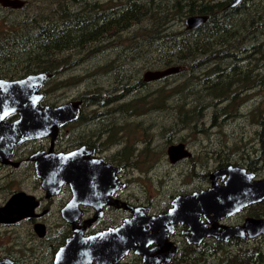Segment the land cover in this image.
Masks as SVG:
<instances>
[{
    "label": "rangeland",
    "instance_id": "1",
    "mask_svg": "<svg viewBox=\"0 0 264 264\" xmlns=\"http://www.w3.org/2000/svg\"><path fill=\"white\" fill-rule=\"evenodd\" d=\"M24 1L21 8L0 9L6 22L18 15L24 25L38 23L55 7L54 0ZM129 1L130 4L127 0H67V6L69 3L77 10L82 5L83 9L101 6L100 19L103 21L92 26L88 23L97 16L89 17L87 21L79 22L83 31L78 24L70 23L66 41L55 45L40 40L35 41L37 45L27 44L32 41L30 39L15 44L10 55L4 56L6 59L0 58V75L22 57L25 61L20 66L1 76L18 77L29 65L36 68L34 71L50 70L53 77L45 83L44 91L50 84L64 86L45 94V103L79 100L81 95L93 89L111 96L101 103L102 106L89 104V99L82 100V118L67 125L68 134L65 129L61 130L56 147H72L87 138H95L96 133L99 141H105L111 135L108 133L115 134L119 130L117 144L106 151L110 155V151L127 142L132 146H125L129 166L123 178L128 179V184L122 193L130 200L149 205L151 211L168 207L177 193L208 187V173L222 165L242 166L249 160L258 165L255 174L264 178V128L259 122L264 119V0H239L224 11L220 4L224 1L231 3V0ZM165 9L174 12L169 20ZM192 15H206V18L188 28L186 19ZM153 25L196 34L194 40L198 52L189 53L187 44L170 42L158 46L144 42L131 50L142 41L145 29ZM23 45L24 51L19 52ZM218 51L229 52L234 61L238 58L236 69L228 77H223L232 93L231 99L226 88L221 97L214 95V98L212 90L224 85L221 77L206 75L209 69L226 68L232 63L230 56H217ZM91 54H95L94 62L88 63ZM93 64L95 68L105 65L108 69L97 74L95 80L77 81L84 68L86 73ZM69 65L72 67L66 72ZM171 65H177L179 69L155 78H144L147 70ZM95 114L105 120L96 124L84 120ZM40 142L47 144L48 140H37L35 144ZM179 142L186 144L190 154L172 161L167 147ZM118 160L121 161L120 156ZM19 171L13 169L9 177L2 180L3 185H8L0 187V204L2 194L9 186L19 185L41 194L39 184L33 181L34 173L29 172L28 176L25 174L26 179L20 180ZM57 206L58 199L53 208ZM254 209L258 206L232 217L226 216L223 221L233 223ZM113 213L118 218L122 210L109 209L106 219ZM45 222L50 229L65 226L58 213L49 215ZM2 229L0 225V233ZM10 231L14 234L15 252L25 250V260L18 264H29L35 253L41 259L47 257L45 251L41 254L36 251L41 245L46 247V238L31 236L27 221L10 226ZM174 239L181 248L184 246L183 236L175 234ZM212 240L211 237L205 239L207 244ZM223 245L222 249L216 250L218 246L213 244L208 247L210 249L203 248L202 253L199 248L193 253H181L180 250L172 264H264V234L230 240ZM244 250L247 251L243 257L241 252Z\"/></svg>",
    "mask_w": 264,
    "mask_h": 264
},
{
    "label": "flooded vegetation",
    "instance_id": "2",
    "mask_svg": "<svg viewBox=\"0 0 264 264\" xmlns=\"http://www.w3.org/2000/svg\"><path fill=\"white\" fill-rule=\"evenodd\" d=\"M19 1L20 6H16L17 4L13 6L4 5L1 3L0 9L6 7H8L9 9L21 8L25 5V1ZM54 2L55 7L50 9V15L46 19L39 21L38 23H29L28 25H24V21L18 19V15H14L12 19H9V22H6L5 15L3 16L0 14V42L8 44H19L22 41L21 39L23 35H25L24 39H29V37H41L42 30L44 29L45 35L47 37V42H52L55 45L56 42H61L63 40L66 41V36L69 33L68 26L70 23L78 24L83 31V26L79 22H85L89 17L95 15L97 16V18L94 20H90L88 24H92V26H94L96 23L103 21L100 19L102 7L99 5H94V7L89 9L81 8L83 7L82 5L81 7H79L80 9L77 10V8L71 7L69 3L67 6V0H54ZM228 5L230 4L228 3ZM22 29L25 30L23 33H21ZM59 36L60 38L58 39ZM82 40H84V38H82ZM19 52H21V50ZM10 53L11 52H0V58L6 59V57L4 56L10 55ZM94 56L95 54H91L88 57V63L94 62ZM83 60L84 59H82V61ZM24 61L25 60H23L22 57L18 61H14L7 67L5 71H3L1 75L17 68ZM74 63L75 62H73L72 64ZM76 65H79V63ZM84 65H81L82 68H84ZM34 70L29 65L26 67L24 74H19L20 76L18 77L8 78L0 75V78H4L7 80L18 79L30 73L38 72ZM68 71L70 70H67L66 72ZM92 71L98 74L102 73V69H100V66H98L97 69L95 68L94 70L93 68H90L86 73H90ZM231 71L232 70H230L229 72ZM48 73L49 76L42 82L41 86L38 89V91L42 93L41 97L38 100V103L41 106L49 104H60L64 102L45 103L43 101L45 94L49 93L52 90H58L62 86H64L50 84L49 88L44 91L45 83L53 77L50 70L48 71ZM86 73L84 68L82 74L85 75ZM88 79L95 80L92 79L91 76ZM84 99L87 100L85 95H81V97L79 98L80 102L78 103L77 117L74 119L66 120L64 123L60 124L57 129L56 136L53 139L50 134L23 139L13 147L9 156L4 160L6 162L1 160L0 158V187H6L8 185H3L2 180L8 178L13 169L19 171V169L24 167L26 169L24 171H19L18 173L19 179L24 180L26 179V175H29V172L34 173L35 178L33 181L34 183L39 184L41 191V194L38 195L27 188L17 185L9 186L7 190L3 192L4 194H2L3 197L0 206L6 205L10 197L16 193H21L20 200H24V202L23 204L17 205L15 207L16 210H14L12 213L7 214L5 212L3 216H9L6 219L0 220V225H2L3 227L2 233H0V264H18L20 261L25 260V250L19 249L15 252L14 246L12 244L14 241V234L10 233V226L18 225L22 221L28 222V232L31 236L36 235L39 238H46L47 241L45 248L43 247V245H41V248L36 249V251H40V254L45 251L47 257L45 259H41L40 255L35 253L32 255L33 257L32 260L29 261V264H172L174 263L173 260L176 258V256L180 254V250L181 253H184L186 251L193 253L197 248H199V252L202 253L205 251L203 248L207 247L206 249H210L208 247L213 244H216L218 246L215 247V249L218 250L222 249L224 247L223 244H226V242L230 240L238 241L244 238L248 239L250 237H256L258 235L264 234L258 233L255 235H247L248 231H246V235H231L224 239L216 238L213 235H205L198 242H195L189 240V237L192 234V228L189 227L188 223L178 222L174 224L173 230L167 236L168 240L172 242L174 241L177 244L175 245L176 251L171 255L168 261H165V257H160V254L163 253L161 249L165 247L164 244L160 243V241L155 240L145 242V238L149 239L150 233L154 232V230L149 229V223H144L142 225L141 222H135L134 219L136 218V216L156 215L159 212L166 210L170 205L164 209L154 212L150 210L149 205L138 202L136 200H130L124 196L122 192L123 188H125L128 184V182L126 181L128 179L126 177L123 178V175L129 166V161L125 157V146H131V144L128 142L125 143V145H123L121 148L114 150L113 152L110 151V155L106 151L113 145L117 144V133L119 130H117L115 134L111 132L108 133V135H111L107 137L105 141H99L100 137L96 133L95 138H87L83 142L72 147L62 149L56 147V143L58 142L61 130L65 129L66 133L68 134L69 128L67 125L82 118L83 107L81 103ZM18 116V112L13 111L8 113L3 120L6 122H12ZM84 120H87L88 124H96L99 121H104L89 119ZM113 122L115 123L114 120ZM121 127H123V125ZM43 139L48 140V143L43 144L42 142H40L39 144H35L37 140ZM81 146L85 147V149L83 154L81 155L82 159L80 160V166L76 171H74V173L73 170L70 172V174L74 176L73 182H77L79 184L78 191L80 194V200L78 199L79 204H76V208H73L72 206H68V203L73 198L75 191L73 185L69 180H62L65 176L63 167L60 166L59 168L54 169L52 163H48L47 165L44 162L37 160L35 154L39 152L45 153L49 150L54 153L66 152ZM184 146L185 148H187L186 144H184ZM118 156H120L121 161L118 160ZM257 166L258 165L256 163H252L249 160L246 165H242V167L245 168L246 172H253V175L251 176L253 179H259L254 170ZM3 169L7 170L3 172ZM39 170H47V172H43L42 175ZM208 180L210 185L211 180L209 173ZM218 181L223 182L222 179L219 178ZM57 199L58 206L54 209L53 204ZM30 204H34L33 207L27 206ZM99 204L101 205L96 206ZM129 205L146 207L145 211L143 212L144 215L140 212H134L129 207ZM257 206L258 209L249 211L233 223L227 224H243L248 216H264V198H262L260 200L250 202L247 205L242 206L239 210L233 212L232 214L224 215L222 218L216 221L220 224H226V222L223 221L225 218L232 217L241 211L246 212L248 208L252 209L256 208ZM109 209H114L116 211L120 209L122 210V214L117 218L118 215L115 214L114 216L113 213L111 216H109L111 218L108 217L109 219H106V214ZM23 212H25L26 214L17 217ZM55 213H58L59 216L65 221V226L50 229V227H48L47 223L45 222V219L49 215H53ZM200 219L206 221L208 226H211L212 222L208 221L203 214L200 215ZM125 221H128L129 224L132 225L139 224V226H134L132 228L131 235L126 238L119 236L118 231L115 230L116 227L123 224ZM109 227H113V229H110V231L111 233L116 234V241L120 243L123 242L121 245L120 254L119 252L117 253L115 248H112V250L101 251L91 241L92 239H94V236L97 237L96 234L105 230H109ZM51 230L52 232H50ZM39 231H42V234H40ZM139 232H144L145 237H142ZM175 234H180L181 236H183L184 246L182 248L179 242L174 239ZM209 237L213 238V240L211 243L207 244L205 239ZM105 238H107V235L105 234H102L99 237V239ZM31 239L32 237L30 238V241H32L33 243V240ZM73 241H75L76 243L72 244ZM126 241H129L130 243L133 242V244L131 246L130 244L126 245ZM77 242H83L82 247L86 245V248L83 251L72 249L70 246H78ZM220 242H223L222 246L219 245ZM66 244L67 248L64 250L63 246H65ZM246 251L247 250L241 252L243 257L245 256ZM243 261L245 262L246 259H244ZM236 262L240 263V261Z\"/></svg>",
    "mask_w": 264,
    "mask_h": 264
},
{
    "label": "water",
    "instance_id": "3",
    "mask_svg": "<svg viewBox=\"0 0 264 264\" xmlns=\"http://www.w3.org/2000/svg\"><path fill=\"white\" fill-rule=\"evenodd\" d=\"M238 1L231 0L229 4L233 5ZM0 2L4 5H20L19 0H0ZM205 18L206 15L188 16L186 26L188 28L194 27ZM178 69L179 66L171 65L163 69L147 70L144 73V78H155L175 70L177 71ZM48 76V71L43 70L13 80L0 78L1 160L4 161L11 153L13 147L23 139L46 134H50L53 139L60 124L77 117L79 100H68L57 105H39L38 100L42 93L38 89ZM13 111H17L19 116L12 122L4 121V117ZM84 149L85 147L81 146L66 152L54 153L49 150L45 153L39 152L35 154L37 160L47 165L48 163H52L54 169L60 166L63 167L65 176L62 180H69L75 191L73 198L68 203V206H72L73 208H76V204H79L78 199L80 200V194L78 191L79 184L73 182L74 176L70 172L73 170L74 173L80 166L81 155ZM167 152L172 161L190 154L182 142L171 143L167 147ZM39 172L43 175V172H47V170H39ZM209 175L211 184L208 187L175 194L170 206L156 215H144L143 212L146 209L144 206L129 205L134 212H140L144 215L136 216L134 221L141 222L142 225L149 223V229L154 230V232L150 233L149 239L145 238V242L155 240L165 245L161 249L163 253L160 254V257H165V261H168L176 251L175 244L168 240L167 236L173 230L174 224L178 222L188 223L189 227L192 228L189 240L195 242H198L205 235H213L216 238L224 239L231 235H246V231H248L247 235L264 233V216H248L243 224L235 225L220 224L216 221L224 215L232 214L250 202L264 198V178L253 179L251 177L253 172H246L245 168L234 164H226L214 168ZM218 178L222 179L223 182L219 183ZM20 196L21 193L13 194L6 205L0 206V220L6 219L9 216H3L5 212L10 214L16 210L15 207L17 205L23 204L24 200H20ZM101 204L96 206H100ZM33 205L27 206L33 207ZM25 214L23 212L17 217ZM201 214L208 221L212 222L211 226H208L206 221L200 219ZM134 226H139V224L132 225L128 221H125L116 227L115 230L118 231L119 236L126 238L131 235ZM110 229H113V227H109V230L96 234L97 237L94 236V239L91 241L101 251L115 248L117 253L119 252L120 254L123 242L116 241V234L111 233ZM39 232L42 234V231ZM102 234L107 235V238L99 239ZM140 234L142 237H145L144 232ZM75 243L73 241L72 244ZM129 244L131 246L133 242L126 241V245ZM82 246L83 242L78 243V246L72 245L70 247L74 250L83 251L86 245ZM63 248L65 250L67 244Z\"/></svg>",
    "mask_w": 264,
    "mask_h": 264
},
{
    "label": "trees",
    "instance_id": "4",
    "mask_svg": "<svg viewBox=\"0 0 264 264\" xmlns=\"http://www.w3.org/2000/svg\"><path fill=\"white\" fill-rule=\"evenodd\" d=\"M127 2H128V4H130L129 0H127ZM228 2L229 1H224L220 4V8L222 9V11H224L230 7V5H228ZM165 10H166V14H167V20H169L172 17V15H174V12H173V10L172 11H169L168 9H165ZM24 31L25 30L22 29L21 33H23ZM24 36L25 35L22 36V39H21L22 41L23 40L24 41L29 40V39L32 40L31 42H29L27 44L32 43V44L37 45V43L35 42L37 40H40L42 42L47 41V37L45 35L44 29L42 30L41 37H37V38L29 37V39H24ZM195 37H196V34L187 33V32L182 31L181 29H178V28L172 29V27H169V26H162V25L154 26L153 25V26L145 29L144 37H143V39H141L142 41L137 46L131 48V50L135 49L139 46H142V44L144 42L151 44V45H155V46H158L161 43L170 42V43H180L182 45L187 44L189 53L196 54L198 52V45H197L196 41L194 40ZM21 42L19 44H16V45H20ZM50 43H52V42H50ZM14 45L15 44H8V43L0 42V52H12V49H13L12 46H14ZM24 48H25V46L23 45V46L19 47V50L24 51ZM219 52L220 51H218L217 56L222 57V58H224V57L227 58L228 56H230L232 59V63H229L226 68H221V67L217 66L215 68L209 69V72L206 74L207 77H210V78L221 77L222 83L224 85L221 89H213L212 90L213 91L212 92L213 97H214V95L216 97L222 96V94L225 91V88L227 89L226 81L223 79V77H228V75L231 74V72H229V71L236 69L237 64H238L237 63L238 58L236 61H234L233 59H235V58H233V56H231L229 52H223V53H221V52L219 53ZM71 65L68 66L69 68L67 67L68 68L67 70H70V67H72ZM73 66H75V65H73ZM92 68H93V70L95 69V67H92ZM191 68H193V67H191ZM33 69H36V68H33ZM96 69H97V67H96ZM100 69H102V73H103L108 68L105 65H103V67L100 66ZM97 74L98 73H95L94 71H92L90 73H86L85 75L81 74V76H78L77 81H85V79H88L90 76L92 77V79H95ZM227 90H228L229 99H231L232 93L229 90V88ZM85 96H86L87 100L89 99L88 100L89 104H95L97 106H102L101 103H105L106 101L109 100V98H111V96H109L107 93L102 92V91L97 90V89H93L89 92L87 91L85 93ZM216 100H218V99H216ZM229 106H230V102L228 103L227 107H229ZM215 113L216 112L213 113L212 118L215 115ZM183 114L184 113H182V115ZM89 120H105V119H101V117H98L95 114L92 117H90ZM141 120H145V119H141ZM260 124H261V127L264 128V119L263 118L260 119Z\"/></svg>",
    "mask_w": 264,
    "mask_h": 264
},
{
    "label": "bare ground",
    "instance_id": "5",
    "mask_svg": "<svg viewBox=\"0 0 264 264\" xmlns=\"http://www.w3.org/2000/svg\"><path fill=\"white\" fill-rule=\"evenodd\" d=\"M16 6H20V5L17 4Z\"/></svg>",
    "mask_w": 264,
    "mask_h": 264
}]
</instances>
